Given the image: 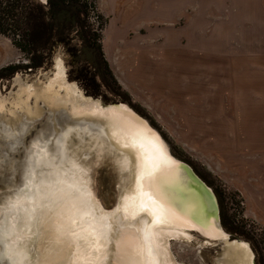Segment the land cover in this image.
Masks as SVG:
<instances>
[{"label":"rangeland","instance_id":"1","mask_svg":"<svg viewBox=\"0 0 264 264\" xmlns=\"http://www.w3.org/2000/svg\"><path fill=\"white\" fill-rule=\"evenodd\" d=\"M87 1L86 14L78 13L83 26L68 28L62 39L52 34L38 47L36 66L29 67V55L0 34V99L8 103L18 90L12 81L15 71L22 72L20 83L27 86L37 69L52 73L57 65L60 73H54L53 82L80 95L126 103L158 131L170 154L213 191L220 226L229 239L245 241L253 264H264V0ZM89 178L91 200L80 193L87 188L79 183L82 191L50 192L54 205L38 211L37 220L52 215L55 226H46L44 233L51 237L55 232L59 245L69 241L68 226H77L71 234L82 229L96 233L88 224L98 227L102 222H93L94 216L111 214L105 211L110 202L99 194L98 174ZM15 187L25 185L17 182L11 190ZM6 202L0 200V208ZM69 211L91 218L67 217ZM56 222H61L63 238ZM192 235L170 241L174 259L213 264L219 245ZM80 242L75 241L79 252L85 247L91 251V245ZM46 244L41 241L40 260L34 264H51L46 253L53 245ZM84 253L66 249L64 264L91 258Z\"/></svg>","mask_w":264,"mask_h":264},{"label":"bare ground","instance_id":"2","mask_svg":"<svg viewBox=\"0 0 264 264\" xmlns=\"http://www.w3.org/2000/svg\"><path fill=\"white\" fill-rule=\"evenodd\" d=\"M51 71V75L43 83L44 89L38 92L41 93L39 96L47 106L57 108L78 119L63 127L52 142V150L46 148L50 135L31 138L30 148L23 156L18 181L25 187L22 190L15 187L10 192L17 193L16 196L8 192L1 199L7 200L6 206L0 208V219H3L0 221L2 264H34L36 255L34 256L32 241L35 235L32 236L30 233L36 230L39 209L43 206L49 209L54 205L50 201L53 192L66 194L82 191L84 186L87 191L85 189L80 193L85 194L88 200L93 198L89 193L92 182L90 183L89 178L88 157L90 151H96L99 155V147L103 144L108 150L120 153L118 162L130 175L129 190L117 198L112 209L105 210L99 204L100 209L111 214L105 212L99 219L94 216L93 222L96 220L102 222L98 227L88 224L96 233L79 230L78 235L81 238L79 240L83 241L80 244L85 243L92 248L90 247L91 251L87 252L85 247L76 253L75 255L80 256L84 252L91 255V258H84L83 261L75 258L76 264H102L104 253L109 252H112L111 264H181L174 259L169 243L174 239L190 238L192 236L190 228L208 237L225 239L227 233L221 227L213 220L205 221L202 213L200 215V201L189 191L187 177L178 166V159L170 154L160 135L150 134L142 126L131 123L119 112L68 103L66 99L72 88L53 82L54 73H60L57 65ZM17 86L19 88L13 94L12 100L7 103L3 98L0 99V111L8 114L33 113L28 99L34 92L30 90L29 85ZM38 94L32 95V101L37 100ZM59 95H63L64 99H54ZM78 95L82 97L79 93ZM7 134V131H3L4 136ZM70 136L75 137V141H72ZM74 180V183H69ZM42 186H45L44 190L39 189ZM19 198L24 201L20 202ZM75 212L69 211L66 216L78 215L84 221L85 218H91L86 216L87 214L83 217L81 212ZM105 226L111 228L109 230L111 234L107 232L106 236L105 233L99 234V227L105 230ZM70 228L72 231L77 229L73 226ZM117 236L118 241L110 240L113 243L111 250L109 247L105 248L104 240L109 241L110 237ZM222 254L230 260L229 264H253L252 252L248 244L242 241L236 244L234 241L226 243Z\"/></svg>","mask_w":264,"mask_h":264},{"label":"water","instance_id":"3","mask_svg":"<svg viewBox=\"0 0 264 264\" xmlns=\"http://www.w3.org/2000/svg\"><path fill=\"white\" fill-rule=\"evenodd\" d=\"M36 3H45L46 0H31ZM53 67L50 69V71ZM30 68H26L25 71H30ZM47 71H43L42 68L37 69L30 77L34 78L33 81L29 84L30 90L34 93L36 91L41 92L44 89L45 76L50 75ZM22 72L15 71L13 73L12 81L16 82V84L20 83ZM61 91V90H59ZM10 91L5 93L9 94ZM32 93V95H34ZM61 93V92H60ZM82 97L78 95V90L76 93H69V97L66 99L68 103L71 104H82L85 106H94L97 109H101L103 111L113 110L123 114L126 119H128L131 123L137 126H142L147 132L150 134H158V131L152 127L147 119L129 107L126 103L119 100H102L101 97H93L86 95L84 92H80ZM41 94V93H40ZM37 95V100L32 101V95L28 99L31 102V108L34 110L33 113H24L23 112H13V114H8L4 111H0V200L3 195L10 192L11 188L14 184H16L20 179L21 166L23 162V156L26 153V150L30 148L29 142L31 138H36L38 136L47 137L50 135L49 143L46 145L47 150L53 149V140L59 134V132L63 129L65 125L72 124L76 119V117L68 116L64 111H60L57 108L49 107L46 105L45 101L41 99ZM6 100V98H4ZM54 99H64V96L59 95L58 97H54ZM99 124L101 122L99 121ZM21 125L23 128H21ZM3 131H7V136L3 135ZM31 138L28 139V136ZM72 141H75V137L70 136ZM103 148V150H101ZM119 152L115 150H108L106 146L103 144L102 147H99V155L96 151H90V155L88 157V168L90 171V175L93 176V173L96 172L99 178V194H101L103 200H107L110 202L109 207H105L106 209L113 207L118 197L123 196V194L129 190L130 185V175L124 170L118 162ZM178 166L185 173L187 177L188 189L191 193L195 194L199 201L203 218L205 221L213 220L219 227V207L215 194L213 191L206 185V183L193 171V169L186 163L181 160H177ZM187 189V190H188ZM190 193V192H189ZM99 204L101 202L99 200ZM46 215V213H44ZM201 216V217H202ZM37 220L36 234L32 241V248L37 245L38 248L35 249L34 256L36 255L37 262L40 260V246L41 241L44 240L46 245H53V247L47 251V248L43 250L47 251L46 255L52 258L51 264H64L66 259H63V253L65 254L66 249L68 252H76L79 253L77 246H80L75 241L81 240L78 235L79 232L71 234V228L67 227L66 234L69 237V241H65V247L57 239L58 235L53 233L51 237L46 235L44 231L46 230V226L53 227L52 215L40 216ZM101 221V220H100ZM58 230H60V236L63 238V234L61 233V222L58 224L56 222ZM48 224V225H47ZM50 224V225H49ZM105 230L99 227V234L105 233L111 229L108 226H105ZM74 228V227H73ZM75 229V228H74ZM190 234H196L201 242L212 245H219L216 253V257L213 260V264H229L230 261L225 255L222 254V251L226 245V243L232 242L229 239V235L226 234L225 239H218L216 237H208L204 234H201L196 229L190 228ZM45 234V235H44ZM116 233L114 234V236ZM44 236V239L42 237ZM51 238L49 240L47 237ZM193 236V235H192ZM59 241V242H58ZM64 241V239H63ZM103 240H101L102 242ZM236 244L239 241L245 242L243 240L233 239ZM105 245L111 248L113 247L112 242L104 240ZM49 243V244H48ZM246 243V242H245ZM63 246V247H62ZM67 246V247H66ZM73 246V247H72ZM42 247V246H41ZM50 253V254H49ZM61 254V255H60ZM111 255L112 252L107 254L104 253L102 258V264H111ZM35 260V261H36Z\"/></svg>","mask_w":264,"mask_h":264},{"label":"trees","instance_id":"4","mask_svg":"<svg viewBox=\"0 0 264 264\" xmlns=\"http://www.w3.org/2000/svg\"><path fill=\"white\" fill-rule=\"evenodd\" d=\"M88 6L87 0H0V34L10 36L12 44L29 55V67H33L37 65L38 47L52 34L62 39L68 28L76 24L82 27L78 13L86 14ZM102 62L106 66L104 59Z\"/></svg>","mask_w":264,"mask_h":264},{"label":"snow or ice","instance_id":"5","mask_svg":"<svg viewBox=\"0 0 264 264\" xmlns=\"http://www.w3.org/2000/svg\"><path fill=\"white\" fill-rule=\"evenodd\" d=\"M0 264H2V261H0Z\"/></svg>","mask_w":264,"mask_h":264}]
</instances>
